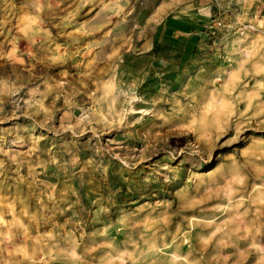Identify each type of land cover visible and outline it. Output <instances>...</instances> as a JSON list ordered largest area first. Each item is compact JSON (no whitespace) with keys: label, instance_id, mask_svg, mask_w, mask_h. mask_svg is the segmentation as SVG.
<instances>
[{"label":"rangeland","instance_id":"obj_1","mask_svg":"<svg viewBox=\"0 0 264 264\" xmlns=\"http://www.w3.org/2000/svg\"><path fill=\"white\" fill-rule=\"evenodd\" d=\"M142 3L0 0V264H264V0Z\"/></svg>","mask_w":264,"mask_h":264},{"label":"crops","instance_id":"obj_2","mask_svg":"<svg viewBox=\"0 0 264 264\" xmlns=\"http://www.w3.org/2000/svg\"><path fill=\"white\" fill-rule=\"evenodd\" d=\"M159 0H143V7L137 17L140 18L142 11L150 12L152 14V17L160 18L159 22L157 23V26H160L163 24L164 16H165V10L162 7H160L158 4L155 5V7L152 5V2H157ZM216 0H183V3L179 6L180 9L183 10L182 17L179 19L180 21L186 22V24L194 25L196 20H203L208 17V13L213 9V5ZM188 4V5H187ZM149 14V16H150ZM149 16L146 18L148 19ZM167 24V23H165ZM168 26L172 27V25L168 24ZM180 36H189L188 33L185 31H180L178 33Z\"/></svg>","mask_w":264,"mask_h":264},{"label":"built area","instance_id":"obj_3","mask_svg":"<svg viewBox=\"0 0 264 264\" xmlns=\"http://www.w3.org/2000/svg\"><path fill=\"white\" fill-rule=\"evenodd\" d=\"M226 26H227L226 23L222 19L213 17L209 25H207L206 28L209 30L210 34L213 37H216L217 35H220V33L226 29Z\"/></svg>","mask_w":264,"mask_h":264},{"label":"bare ground","instance_id":"obj_4","mask_svg":"<svg viewBox=\"0 0 264 264\" xmlns=\"http://www.w3.org/2000/svg\"><path fill=\"white\" fill-rule=\"evenodd\" d=\"M85 2V1H84ZM82 4V3H81ZM111 17V16H110ZM106 20V19H105ZM105 22V21H104ZM108 22V21H107ZM20 30H21V28H20ZM112 43H113V40H112V38L110 37V40H107V42H106V45H111V46H113L112 45ZM106 48L107 47H104V48H102V52H105L106 54H108V51L106 50ZM30 49V48H29ZM249 52V51H248ZM16 57V56H15ZM143 110V109H142ZM136 112H139V110H137V111H135L134 110V108H132L131 109V113H136ZM142 112V111H141ZM40 130V129H39ZM41 134V133H40Z\"/></svg>","mask_w":264,"mask_h":264}]
</instances>
